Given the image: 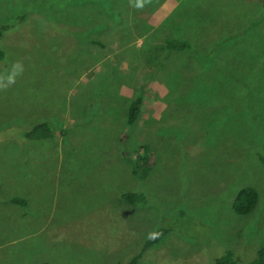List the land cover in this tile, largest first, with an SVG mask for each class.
I'll return each mask as SVG.
<instances>
[{
    "label": "rangeland",
    "instance_id": "obj_1",
    "mask_svg": "<svg viewBox=\"0 0 264 264\" xmlns=\"http://www.w3.org/2000/svg\"><path fill=\"white\" fill-rule=\"evenodd\" d=\"M22 16L0 41V264H130L159 228L137 264H252L264 0H0V25ZM42 122L52 137L25 140Z\"/></svg>",
    "mask_w": 264,
    "mask_h": 264
},
{
    "label": "trees",
    "instance_id": "obj_2",
    "mask_svg": "<svg viewBox=\"0 0 264 264\" xmlns=\"http://www.w3.org/2000/svg\"><path fill=\"white\" fill-rule=\"evenodd\" d=\"M24 20H25V17L22 16V17H19L18 19H16L13 24L0 25V41H1V37H2L3 32L9 31L12 27H14L15 24H19ZM168 45L171 49H177V48H185L187 46V43L186 42H181V43L169 42ZM3 58H4V53L0 49V61ZM140 107H141V98L136 97L129 107L128 119H127V123L129 125H132L136 121V119L139 115V112H140ZM51 137H52V131H51V128L47 122L35 124L29 130H27L24 133V138H25V140H28V141L46 140V139H50ZM142 148H143L142 150H145V151H143V155L145 158L142 160V162L146 163V161L151 157H149V153L146 151V149L144 147H142ZM261 162L264 164V159H261ZM122 199H123V201L127 202L130 205H135V204L147 202L146 196L142 193H133V192L132 193H126L122 196ZM258 200H259V194L256 191V189H254V188H243L239 192L235 202L233 203V210L235 211V213H237L240 216H246V215L250 214L255 209V207L258 204ZM11 202L15 205H22V206L26 205V202L20 198H12ZM168 231L169 230L166 228H159V229L153 231L149 235L148 239L146 240V242L143 246L142 252L139 253L138 255H136L132 259L130 264H137L142 253L148 247H150L151 245H153L154 243L159 241L163 236H165L168 233ZM215 264H236V262L234 260L233 254L230 251H228L223 256L218 258L215 261ZM252 264H264V249H262L259 252L257 259L254 262H252Z\"/></svg>",
    "mask_w": 264,
    "mask_h": 264
},
{
    "label": "clouds",
    "instance_id": "obj_3",
    "mask_svg": "<svg viewBox=\"0 0 264 264\" xmlns=\"http://www.w3.org/2000/svg\"><path fill=\"white\" fill-rule=\"evenodd\" d=\"M9 82H11V80Z\"/></svg>",
    "mask_w": 264,
    "mask_h": 264
}]
</instances>
